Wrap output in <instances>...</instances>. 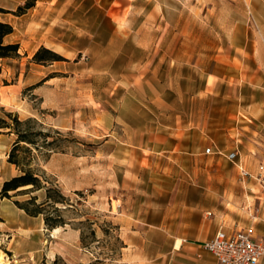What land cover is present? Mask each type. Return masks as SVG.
<instances>
[{
    "label": "rangeland",
    "instance_id": "obj_1",
    "mask_svg": "<svg viewBox=\"0 0 264 264\" xmlns=\"http://www.w3.org/2000/svg\"><path fill=\"white\" fill-rule=\"evenodd\" d=\"M69 2L62 17L52 10L58 3L6 15L27 48L0 59V115L32 117L50 131L60 148L48 158L38 154L35 165L72 204H59L70 224L57 233L38 216L24 223L30 241L21 228L13 241L2 235L8 264H157L172 242L168 234L189 229V217L234 227L252 219L264 172L245 165L251 176L243 179L223 155L238 147L247 164L255 138L264 144V76L253 80L251 65L236 64L264 54L249 2L242 9L237 0H169V13L133 33L73 11L88 0ZM145 18L133 26L141 29ZM50 25L44 47L60 59L36 63L30 27ZM242 71L246 78L238 79ZM15 138L0 137V186L18 174L7 161ZM209 146L223 154H204ZM34 194L44 199V190Z\"/></svg>",
    "mask_w": 264,
    "mask_h": 264
},
{
    "label": "crops",
    "instance_id": "obj_2",
    "mask_svg": "<svg viewBox=\"0 0 264 264\" xmlns=\"http://www.w3.org/2000/svg\"><path fill=\"white\" fill-rule=\"evenodd\" d=\"M22 1L23 0H0V9L7 11H0V21L8 22L13 26L12 33L6 35L4 37V41L6 43H19L20 50H24L27 47L24 44V41L19 36L15 35L17 27L12 24L11 19L6 15L14 11L22 3ZM69 1L70 0H35V5L32 8L34 10H39L43 7L46 8L47 4L54 3V5H56V3H58L59 6L57 8H52V10L56 11L58 15L62 17V15L68 11L70 5ZM244 1L246 0H237L238 6L242 5V9H244ZM247 1L249 2L248 6L250 7L252 17V30L264 33V0ZM166 3H169V0H88L87 7H81V3H78L73 6V11L80 13L82 16L87 14L102 17L105 24L112 30V32L124 29L125 31L133 33L142 31L145 28L148 30L151 28V25L154 24V21L169 13L170 11H168L169 9H167L166 6L168 5ZM141 15H144L146 18L140 29L134 27L133 25ZM116 17H118L119 20H123V24L120 25V21L116 20ZM60 21H63L62 18H60ZM235 26L237 27L238 25H234L232 30H236ZM53 30V25L47 26V29H45L44 32L42 30L35 29L34 27H30V34H32L34 39L38 40L34 51L39 48L41 44L43 46H46L48 43L50 44L48 32ZM258 48L261 49L259 46ZM260 52L262 53L263 51L260 50ZM261 53L258 54L254 52V54L250 56L237 58V67L245 63L251 65V67L249 66L247 69L251 71L250 73L252 74L253 80L261 79V77L264 76V54ZM237 78H246V72L242 71L241 75ZM263 82L264 79H262V83ZM258 127L260 128L259 133H261V129L264 128V122H261ZM2 135L3 134H1L0 137ZM260 137L255 138L256 140H254L257 144H253L252 159H249L247 164L244 163L245 161H242V158H240V150L238 147L232 149L237 151V160L235 163L237 165L239 175L240 168L248 171L245 165L250 169L257 168L258 165L259 173L261 174L264 172V144ZM168 140L169 137H165L164 142L166 143ZM183 140L184 135L178 139L175 145L180 148L183 147ZM260 166L263 167L262 170H260ZM242 178L244 179L245 177ZM261 187L263 193L261 196H258L259 199L254 204L255 211L251 210V214L254 212L252 219L248 217V221L244 222L239 220L237 225L234 227L233 224L230 222L226 223L222 219H215L214 223L211 221L208 223V221H206L203 217H200L195 224L191 222V217H189V229L187 228L179 233L176 231L172 235L168 234L172 238V242L169 245L170 247L164 250L162 254L158 253V258L162 257V259H160L157 264H217L213 255L202 247V242L211 239L220 229L227 232H233L251 228L256 239L264 241V185ZM205 214L207 216L212 215L210 211H207ZM36 218H38V216L34 217L27 215L22 209L18 208L12 200L0 198V240L2 239V235L8 236L9 241L15 240L16 236L19 234V229L21 228L24 230V233L22 234L27 236L26 241H30L32 231L30 227L27 229L25 224L30 225L31 220H35ZM22 220L25 222H22ZM204 225H208L207 227L209 230L207 232H200V229ZM183 239H186L187 241L183 242ZM9 252H12V250H9ZM256 264H264V257Z\"/></svg>",
    "mask_w": 264,
    "mask_h": 264
},
{
    "label": "trees",
    "instance_id": "obj_3",
    "mask_svg": "<svg viewBox=\"0 0 264 264\" xmlns=\"http://www.w3.org/2000/svg\"><path fill=\"white\" fill-rule=\"evenodd\" d=\"M34 5L35 0H26L12 12L15 15H21ZM0 11L7 12L3 9ZM12 31L13 26L10 23L0 21V59L20 56L19 43L4 41V37ZM59 59L60 56L57 53L44 46H40L32 56V60L36 63ZM6 132L16 136L7 153V161L15 165L18 174L2 182L0 198L11 199L16 195H27L23 201L13 200L14 204L29 216H42L48 229L70 224L61 214L62 208L59 204L69 206L72 204L64 197L57 184L45 179L44 170L35 165L38 154L48 158L52 152L60 148L54 140L48 139L50 131L44 129L42 124L32 117L21 120L16 114L4 112V115H0V135ZM40 190H44V199L38 202V196L34 193ZM75 192L82 194L80 191ZM84 223V221H79L78 224L83 225ZM78 229L81 230L80 241L85 245L87 241L83 229L81 227Z\"/></svg>",
    "mask_w": 264,
    "mask_h": 264
},
{
    "label": "built area",
    "instance_id": "obj_4",
    "mask_svg": "<svg viewBox=\"0 0 264 264\" xmlns=\"http://www.w3.org/2000/svg\"><path fill=\"white\" fill-rule=\"evenodd\" d=\"M205 153L223 154L221 150L214 149L212 146L207 147ZM223 155L236 165V150ZM259 168L260 170L263 169L262 166ZM240 176L246 177L251 176V174L240 168ZM182 241L187 240L183 239ZM202 247L213 255L217 264H256L264 257V241L256 239L251 228L233 232L220 229L211 239L203 241Z\"/></svg>",
    "mask_w": 264,
    "mask_h": 264
},
{
    "label": "bare ground",
    "instance_id": "obj_5",
    "mask_svg": "<svg viewBox=\"0 0 264 264\" xmlns=\"http://www.w3.org/2000/svg\"><path fill=\"white\" fill-rule=\"evenodd\" d=\"M52 230L54 233H57L60 230V227H55ZM0 264H8L7 258L4 256L1 249H0Z\"/></svg>",
    "mask_w": 264,
    "mask_h": 264
}]
</instances>
